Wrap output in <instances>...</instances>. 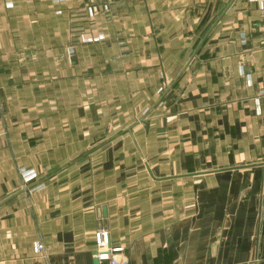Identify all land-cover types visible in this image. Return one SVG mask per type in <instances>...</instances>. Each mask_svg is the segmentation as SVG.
Here are the masks:
<instances>
[{
	"label": "crops",
	"instance_id": "0c3cea01",
	"mask_svg": "<svg viewBox=\"0 0 264 264\" xmlns=\"http://www.w3.org/2000/svg\"><path fill=\"white\" fill-rule=\"evenodd\" d=\"M12 3L0 264H94L102 229L126 264H264V0ZM93 9L106 46L70 33Z\"/></svg>",
	"mask_w": 264,
	"mask_h": 264
},
{
	"label": "rangeland",
	"instance_id": "374dc122",
	"mask_svg": "<svg viewBox=\"0 0 264 264\" xmlns=\"http://www.w3.org/2000/svg\"><path fill=\"white\" fill-rule=\"evenodd\" d=\"M7 3V8L9 9H15L16 7L13 5L12 0H4ZM58 6V5H57ZM104 11V10H102ZM101 12V9H93L91 13L92 16L86 17L88 20L86 21V24H82L80 26H77L73 28L70 33L72 36L75 37V42L79 45H99V46H106V44L111 40H105L101 39L104 37H109V28H108V23H107V18L102 14L99 15ZM85 15V14H84ZM83 16L81 13H78L76 15L78 22L79 20L82 19ZM86 16V15H85ZM75 17V16H74ZM89 21V22H88ZM104 52H108L106 48H104ZM71 57H72V62L76 63L75 58V51L72 50L70 52ZM167 86V83H163L162 85L159 86L157 90V94L160 96L165 88ZM131 123V122H127ZM117 130H114L112 132H115ZM24 170V174H21V171ZM19 177L22 182L23 187H27L32 181L38 178V173L34 169H25V168H20L19 170ZM111 240V238H110ZM114 247V246H113ZM117 248V247H115ZM96 249V245H95ZM124 249V248H123Z\"/></svg>",
	"mask_w": 264,
	"mask_h": 264
},
{
	"label": "built area",
	"instance_id": "2783aa9c",
	"mask_svg": "<svg viewBox=\"0 0 264 264\" xmlns=\"http://www.w3.org/2000/svg\"><path fill=\"white\" fill-rule=\"evenodd\" d=\"M24 174V170L21 171ZM95 255L94 258L100 264H126L123 248H115L111 245L110 233L107 230H99L95 234ZM39 251L43 250V246H39Z\"/></svg>",
	"mask_w": 264,
	"mask_h": 264
},
{
	"label": "water",
	"instance_id": "95a60500",
	"mask_svg": "<svg viewBox=\"0 0 264 264\" xmlns=\"http://www.w3.org/2000/svg\"><path fill=\"white\" fill-rule=\"evenodd\" d=\"M191 59H192V58H190V59L187 61L186 65H185V68H186V66L189 64V62L191 61ZM185 68H184V69H185ZM184 69H183V71H184ZM183 71H182V72H183ZM182 72H181V73H182ZM170 88H171V87H170ZM170 88H169V89H170ZM94 255H95V254H94ZM94 264H100V263H99V261H98L97 259H95Z\"/></svg>",
	"mask_w": 264,
	"mask_h": 264
}]
</instances>
